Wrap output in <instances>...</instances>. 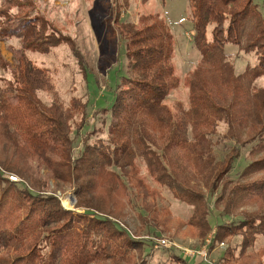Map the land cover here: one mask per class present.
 Returning a JSON list of instances; mask_svg holds the SVG:
<instances>
[{"label":"trees","instance_id":"obj_1","mask_svg":"<svg viewBox=\"0 0 264 264\" xmlns=\"http://www.w3.org/2000/svg\"><path fill=\"white\" fill-rule=\"evenodd\" d=\"M188 2L191 42L200 61L187 79V110L174 116L165 105L170 92L178 85L171 63L174 37L166 23L157 17L142 18L139 25L123 21L127 73L124 68L125 75L116 86L113 104L103 110L110 113V120L105 122L109 123L106 125L107 143L83 145L80 155L71 162L70 130L75 102L64 108L54 102L48 108L42 104L36 93L50 90L49 79L41 69L26 62L19 74L14 75L15 87L6 91L0 88V167L25 183L29 181L34 189L42 185L35 176L41 171L48 172L55 182L73 190L75 207L84 209V214L121 217L123 212L117 208L121 199L131 198L130 189L135 190L132 193L143 202L138 212L140 221L157 223L162 210L144 203L148 199L155 200L156 196L138 177L136 161L139 159L158 184L193 207V216L206 234L209 221L203 197L198 185L190 186L188 175L194 174L193 181L203 183L205 190L213 193L220 189L217 187L219 178L231 171L239 157L235 149H230L222 159L215 158L214 151L219 145L212 142L213 124L225 123L230 141L252 135L255 144L248 154H264V89L254 87L255 81L264 76V12L253 0ZM34 21H27L19 29H9L7 36L28 38L31 30L39 27ZM38 33L43 36L32 31L30 37L35 39L32 45L27 42L25 47L46 53L66 44L78 57L77 48L69 37L60 36L51 27H42ZM227 45L238 47L239 52H255V65L235 75L230 58L225 54ZM119 85L121 90L116 95ZM244 163L243 178L264 172V159ZM1 184H6L8 191L2 190ZM10 185L0 173V207L16 202L17 210L29 206L28 214L24 224L21 222L12 229L10 224L5 228V219L0 220V251L28 250L25 264H69V261L75 264V260L80 264L118 261L126 264L134 253H143L141 243L106 216L105 219L72 218L71 212L62 209L55 197L36 196L21 187H16L19 193H15L9 191ZM227 200L226 208L231 204V199ZM239 200L242 198L238 197ZM83 222L85 226H81ZM52 223L65 225L46 232L36 242V250L33 245L29 253V245L24 243ZM223 233L218 235V241L241 237L237 245L238 261L244 254L246 260L253 259L255 251L250 250L264 238L258 237L259 233L264 235V230L254 232L251 240L247 234ZM44 243L50 245L48 259L39 254ZM0 264L7 263L0 259Z\"/></svg>","mask_w":264,"mask_h":264},{"label":"rangeland","instance_id":"obj_2","mask_svg":"<svg viewBox=\"0 0 264 264\" xmlns=\"http://www.w3.org/2000/svg\"><path fill=\"white\" fill-rule=\"evenodd\" d=\"M253 3L264 12V0H253ZM189 16L188 0H0V88L3 91L14 88V75H18L19 70H22L28 62L33 67L41 69L49 79L50 90L45 89L43 93H36V98L42 104L48 108L54 102L64 108L75 102L76 112L70 130V139L73 140L71 161L73 162L80 155L83 145L107 143L106 125L108 126L109 123L105 124V122L110 120V113L103 110L112 106L116 86L124 77L125 70L127 73L123 21L139 25L142 18L157 17L156 19L161 18L166 23L174 37V56L171 63L178 85L170 92L165 105L174 116H177L181 110L188 109L187 79L200 61L199 54L194 50L191 42ZM29 20H35L33 23L39 27L31 30L28 38L7 36L9 29H19ZM42 27L43 29L51 27L60 36L69 37L77 48L78 57L72 54L66 44H61L46 53H37L34 48L25 47L27 42L32 45L35 39L30 37L33 35L32 31L40 37L43 36L38 33V29ZM48 29L46 32H49ZM225 52L230 58L229 62L235 75L242 73L248 67H253L257 60L255 52H239L238 47L227 45ZM120 86L117 87L116 95L121 90ZM254 87L264 89V76L255 81ZM213 125L212 130L215 135L212 142L219 145L214 151L215 158L222 159L230 149H235L239 157L233 162L231 171L219 178L217 187L220 189L213 193L207 192L203 183L193 181L194 174L188 175L190 186L198 185L196 187L203 197L204 211L208 214L206 220L209 221L206 234L199 228V221L193 216V207L177 199L173 191L158 184L148 172L144 162L139 159L136 161L138 177L156 196L155 200L148 199L144 203L150 206L154 204L158 210H162L157 217V223L140 221L138 212L143 202L134 196L132 192L135 190L132 189L129 192L132 197L126 196L121 199L117 207L123 212L121 217L100 213L95 215L93 212L84 214V209L75 207L73 190L66 184L55 182L46 171H41L35 176L42 183L40 188L35 189L29 181H26L27 184L1 167L0 173L2 178L8 181L10 175L18 178L17 183L9 181L11 183L9 191L19 193L15 188L21 187L36 196L55 197L62 209L71 212L72 218L76 216L86 219L94 216L99 219L109 218L142 245L143 253H134L129 259L130 263L126 264H182V260L189 264H208L205 262L207 260L210 264H264V238H261L262 241L257 242L256 247L250 250L255 251L253 259L246 260L244 254V260L242 258L239 261L236 260L240 250L237 245L241 237L232 236L223 239L222 242L218 241V235L226 231L247 234L246 236L251 240L254 238L252 236L254 232L264 230H260L264 228V185H261L264 184V172L248 178L241 177L245 169L244 162L246 161L247 165L250 161L264 159V154H248L255 144L252 135H244L236 142L230 141L225 123ZM29 186L33 190L28 188ZM1 189L8 191V186L1 184ZM65 197L71 198V207L64 205ZM238 197L242 198L239 202ZM228 198L231 199V204L229 203L226 208ZM9 203L0 207V220L5 219V228L10 224L12 229L21 222L25 223L29 206L17 210L16 202ZM224 212H228V215L225 216ZM104 216L106 217L103 218ZM258 220H261L260 224ZM85 224L83 222L81 226ZM63 225L65 224H47L35 237L27 240L24 244L29 245V253L33 245L34 251L36 250V242L43 238L46 232L57 230ZM220 225L222 226L219 227ZM250 227L253 230H250ZM258 235V237L264 236L260 233ZM49 238L52 239V234H49ZM160 241H165L167 245L162 246ZM41 247L43 249L40 251ZM41 247L38 249L39 254L48 259L50 245L44 243ZM227 249L229 253L226 252ZM205 253L207 260H203ZM26 256H28L26 249L8 248L0 251V259H4L7 264H25ZM115 263L125 264L123 261ZM75 264L80 263L75 260Z\"/></svg>","mask_w":264,"mask_h":264},{"label":"built area","instance_id":"obj_3","mask_svg":"<svg viewBox=\"0 0 264 264\" xmlns=\"http://www.w3.org/2000/svg\"><path fill=\"white\" fill-rule=\"evenodd\" d=\"M8 179H9V181L10 182H14V183H17L18 182V178L15 176H12V175H10L9 177H8ZM162 246H166L167 244H166V242L165 241H160L159 242ZM190 258H192V257H190ZM203 260H207V258H206V253H205V255H204V259ZM206 263H208V264H210V261L209 260H207V261H205Z\"/></svg>","mask_w":264,"mask_h":264},{"label":"bare ground","instance_id":"obj_4","mask_svg":"<svg viewBox=\"0 0 264 264\" xmlns=\"http://www.w3.org/2000/svg\"><path fill=\"white\" fill-rule=\"evenodd\" d=\"M70 200H71V198H69V197H65V199H64V201H63L64 205H66V206H68V207H71L72 204H71Z\"/></svg>","mask_w":264,"mask_h":264}]
</instances>
